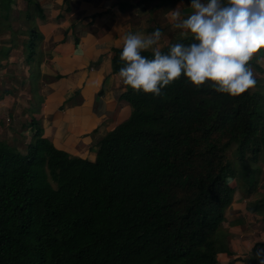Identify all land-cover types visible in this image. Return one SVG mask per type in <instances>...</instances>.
<instances>
[{
    "label": "trees",
    "instance_id": "1",
    "mask_svg": "<svg viewBox=\"0 0 264 264\" xmlns=\"http://www.w3.org/2000/svg\"><path fill=\"white\" fill-rule=\"evenodd\" d=\"M177 42L193 41L179 37L162 52ZM121 51L112 53L117 72ZM254 78L236 97L184 74L159 97L127 87L131 113L94 160L58 148L36 118L25 150L0 140V264H217L228 250L227 179L252 194L263 172L264 93ZM252 210L264 211V194Z\"/></svg>",
    "mask_w": 264,
    "mask_h": 264
},
{
    "label": "crops",
    "instance_id": "2",
    "mask_svg": "<svg viewBox=\"0 0 264 264\" xmlns=\"http://www.w3.org/2000/svg\"><path fill=\"white\" fill-rule=\"evenodd\" d=\"M12 2L9 10L26 17L29 29L34 22L37 32L34 42L38 43L39 54L35 51L34 57L40 55L39 69L34 63L29 66L34 76L39 73L41 83L42 100L34 112L35 118L44 136L58 148L90 160L97 156L99 141L131 113L129 102L122 98L128 86L113 69V49L123 48L128 33L147 37L156 29L163 32V49L181 37L180 30L169 23L167 13L178 6L184 15L191 12V0ZM3 17L9 18V13L0 3V22ZM257 65L253 71L261 78L264 93V65ZM4 114L0 115V135L5 134ZM27 121H33V116L28 114ZM32 128L24 132L28 134L27 143L34 137ZM261 168L263 172L252 194L234 180L233 199L220 231L222 245L228 250L218 253L217 264H259L255 254L264 249L256 247L264 242V211H253L252 203L264 194V164Z\"/></svg>",
    "mask_w": 264,
    "mask_h": 264
},
{
    "label": "clouds",
    "instance_id": "3",
    "mask_svg": "<svg viewBox=\"0 0 264 264\" xmlns=\"http://www.w3.org/2000/svg\"><path fill=\"white\" fill-rule=\"evenodd\" d=\"M191 12L180 6L167 17L182 39L163 53V32L154 30L147 37L128 33L118 76L125 86L159 97L162 89L184 74L197 88L206 82L218 93L239 96L256 86L252 62L264 65V0H191ZM151 49L153 58L142 55ZM234 180L227 179L232 185ZM264 264V249L255 254Z\"/></svg>",
    "mask_w": 264,
    "mask_h": 264
},
{
    "label": "rangeland",
    "instance_id": "4",
    "mask_svg": "<svg viewBox=\"0 0 264 264\" xmlns=\"http://www.w3.org/2000/svg\"><path fill=\"white\" fill-rule=\"evenodd\" d=\"M0 3L5 8V13H9V18L3 17L0 22V26H6L0 27V115L5 112V128L2 130L5 134L0 135V140L9 142L19 150H25L28 134L24 132L31 126V121H27L28 114L35 118L34 112L42 100L39 73L34 76L35 72L29 67L34 63L37 64L35 68L39 69L40 55L34 57L32 52L33 49L38 52V43L34 47L31 44L36 38L33 35L36 28L34 19L30 18L33 23L29 29L26 17H21L18 11L9 10L12 0H0ZM9 27L12 29L9 30ZM5 29V32H1ZM231 160L239 166L233 154Z\"/></svg>",
    "mask_w": 264,
    "mask_h": 264
}]
</instances>
